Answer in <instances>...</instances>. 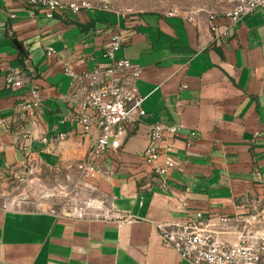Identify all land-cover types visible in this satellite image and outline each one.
Wrapping results in <instances>:
<instances>
[{
    "label": "crops",
    "instance_id": "0c3cea01",
    "mask_svg": "<svg viewBox=\"0 0 264 264\" xmlns=\"http://www.w3.org/2000/svg\"><path fill=\"white\" fill-rule=\"evenodd\" d=\"M112 20L80 11L49 21L32 17L24 0L0 2V175L7 164L19 170L28 161L8 141L3 124L12 118L16 100L30 99L31 87L6 88V78L21 74L40 90L44 102L32 129L33 167L57 166L60 151L46 153L38 135L70 130L61 121L71 80L54 58H46V48L56 47L59 58L78 71L91 70L105 61ZM214 23L216 34L204 15L146 14L125 26L128 38L118 57L144 69L137 86L147 114L117 163L108 162L113 174L99 186L129 220H58L0 205V264H185L162 245L157 228L181 221L174 209L179 197H188L193 209L241 214L235 205L242 193H264V13L231 25L227 38L218 35L231 22ZM154 122L181 127L179 135H165L159 144L172 145L182 162L166 190L142 161Z\"/></svg>",
    "mask_w": 264,
    "mask_h": 264
},
{
    "label": "built area",
    "instance_id": "2783aa9c",
    "mask_svg": "<svg viewBox=\"0 0 264 264\" xmlns=\"http://www.w3.org/2000/svg\"><path fill=\"white\" fill-rule=\"evenodd\" d=\"M24 1L32 17L49 21L80 12V6L67 5L60 0ZM215 1L226 7L221 18L231 22L219 33L220 38H227L231 25H236L244 17L256 12L264 13V0ZM6 12L9 19L15 17L14 11ZM208 18L210 30L216 34L218 27L214 22L219 18ZM127 38L125 26L117 20L103 49L105 61L91 70L78 71L59 58L53 48H46V58H54L71 80L69 92L62 97L67 112L61 121L70 130L44 133L38 135V140L47 145L46 153L60 151L59 164L53 168L71 174L78 182L90 183L95 187L90 186L92 192L97 191L102 178L113 174L108 162L111 165L117 163L125 145L144 123L147 114L143 107L144 97L137 86L144 69L124 57H118ZM27 85L31 87L30 99L16 100L12 118L3 124L8 141L18 145L28 158L22 167L24 170L33 167L35 162L31 143L36 137L32 129L39 121L44 99L31 79L22 78L21 74L6 78V88L19 89ZM180 129L157 122L150 125L142 161L158 177L162 190L169 188L167 181L174 171L180 169L182 162L172 145L161 148L159 144L165 135H179ZM191 136H196V133L192 132ZM2 146L0 144V153ZM10 170L7 164L3 175H10ZM96 194V200L88 203L75 204L67 209L39 211L53 214L58 220L102 219L118 224L129 220V215L116 209L107 195ZM188 200L186 196L179 197L174 208L181 215V221L157 227L164 247L173 250L185 264H264V193H242L240 203L235 205L244 212L241 214L193 209Z\"/></svg>",
    "mask_w": 264,
    "mask_h": 264
},
{
    "label": "rangeland",
    "instance_id": "374dc122",
    "mask_svg": "<svg viewBox=\"0 0 264 264\" xmlns=\"http://www.w3.org/2000/svg\"><path fill=\"white\" fill-rule=\"evenodd\" d=\"M67 5L80 6V11H87L93 15H105L110 26L120 20L123 26L136 17L146 14L159 15H204L207 17L223 16L226 7L215 0H60ZM100 15V16H102ZM73 38V39H72ZM71 46L74 35L69 38ZM68 46V47H69ZM55 48V49H54ZM55 52L57 48L53 47ZM48 163L55 162L51 156L43 155ZM2 171V170H1ZM3 172V171H2ZM10 175H0V205L8 207H23L25 209H67L75 204L88 203L96 200L97 191L92 192L90 183L83 180L78 182L65 171L55 168H36L15 170L11 168ZM79 184L77 187L76 185ZM95 188L94 186H92ZM97 205H100L97 203Z\"/></svg>",
    "mask_w": 264,
    "mask_h": 264
},
{
    "label": "trees",
    "instance_id": "16d2710c",
    "mask_svg": "<svg viewBox=\"0 0 264 264\" xmlns=\"http://www.w3.org/2000/svg\"><path fill=\"white\" fill-rule=\"evenodd\" d=\"M96 15H98V14H96ZM100 15H102V14H100ZM100 15H98V16H100ZM102 16H105V15H102Z\"/></svg>",
    "mask_w": 264,
    "mask_h": 264
}]
</instances>
